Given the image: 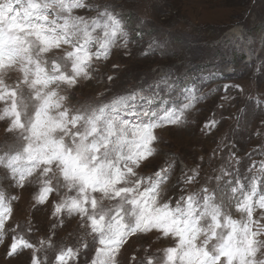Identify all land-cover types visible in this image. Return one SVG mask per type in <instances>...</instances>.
Here are the masks:
<instances>
[{
    "label": "snow or ice",
    "instance_id": "1",
    "mask_svg": "<svg viewBox=\"0 0 264 264\" xmlns=\"http://www.w3.org/2000/svg\"><path fill=\"white\" fill-rule=\"evenodd\" d=\"M78 9L96 14L75 15ZM120 17L108 3L0 0V122L6 125L0 168L15 187L36 183L37 205L59 196L52 215L79 216V226L91 237L77 248L61 245L52 264H75L89 248L94 249L89 264H120L130 238L152 233L172 245L146 260L133 255L135 264H264L258 258L264 257V214L253 216L257 206L264 209V161L259 168L253 162L243 180L238 173L225 179L229 173L222 167L216 187L205 178L195 191L187 186L198 182L200 168L191 174L182 169L177 183L185 188L175 200L166 187L174 159L155 172L140 171L159 151L157 129L187 123L201 98L192 87L178 91L185 102L167 107L178 85L163 69L151 83L73 102L81 81L93 78L95 62L108 61L118 43L128 48L129 32ZM115 79L107 76L110 83ZM17 199L0 189V244L11 235L8 257L30 250V264H48L40 254L54 247L51 237L38 247L17 232L19 225L7 227Z\"/></svg>",
    "mask_w": 264,
    "mask_h": 264
},
{
    "label": "rangeland",
    "instance_id": "2",
    "mask_svg": "<svg viewBox=\"0 0 264 264\" xmlns=\"http://www.w3.org/2000/svg\"><path fill=\"white\" fill-rule=\"evenodd\" d=\"M86 2L114 6L121 13L130 42L127 49H121L118 43L108 61L93 64V78L81 81L74 90V103L98 100L100 93L107 97L141 82L151 83L164 74L163 69L171 72L169 82L178 85L167 107L173 106L172 101L177 106L185 102L178 91L186 86L201 97L187 113L186 124L157 129L160 140L155 147L159 151L145 162L141 172H155L164 167L166 161L174 159L175 167L166 187L175 200L185 188L177 183L182 169L191 174V169L200 168L198 182L187 186V191H195L205 184V178H211L209 185L216 187L215 177L220 175L222 167L229 173L225 179H235L238 173L241 180L249 175L253 162L255 168H259V162L264 161V0ZM95 14L87 9L75 10V15L79 16ZM153 42V49L148 51ZM113 64L118 69L113 70ZM107 76L116 79L110 83ZM224 85L230 87L225 90ZM161 95L165 93L162 91ZM155 107H160L159 101ZM213 121L215 126L206 129L205 125ZM5 127V123L0 122V142L5 140ZM171 185L176 187L171 188ZM0 189L6 196L18 197L12 202L13 215L8 228L19 225L17 232L24 233L38 247L41 239L51 237L54 247L40 254L42 258L47 255L48 264H52L61 245L77 248L91 241L79 226V216L52 215V204L59 196L53 194L46 203L37 205L33 196L39 186L36 183L24 188L13 186L3 168H0ZM260 191L264 192V185ZM63 194L62 191L60 195ZM261 214L264 209L257 206L254 218ZM10 241L11 235L0 244V264H30V250L7 256ZM171 245V240H157L155 233L130 238L119 256L120 264H135L131 259L133 255L137 261L146 260L157 249ZM93 252L92 248L82 250L75 264H89Z\"/></svg>",
    "mask_w": 264,
    "mask_h": 264
},
{
    "label": "bare ground",
    "instance_id": "3",
    "mask_svg": "<svg viewBox=\"0 0 264 264\" xmlns=\"http://www.w3.org/2000/svg\"><path fill=\"white\" fill-rule=\"evenodd\" d=\"M237 30V29H236Z\"/></svg>",
    "mask_w": 264,
    "mask_h": 264
}]
</instances>
